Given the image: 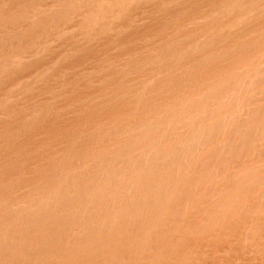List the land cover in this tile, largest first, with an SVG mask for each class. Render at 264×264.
I'll list each match as a JSON object with an SVG mask.
<instances>
[{"label":"rangeland","instance_id":"rangeland-1","mask_svg":"<svg viewBox=\"0 0 264 264\" xmlns=\"http://www.w3.org/2000/svg\"><path fill=\"white\" fill-rule=\"evenodd\" d=\"M0 264H264V0H0Z\"/></svg>","mask_w":264,"mask_h":264}]
</instances>
